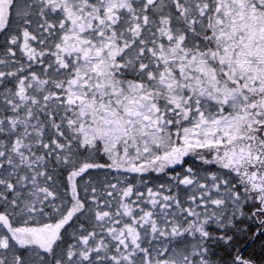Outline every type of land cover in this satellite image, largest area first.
Returning a JSON list of instances; mask_svg holds the SVG:
<instances>
[{
  "label": "snow or ice",
  "instance_id": "obj_1",
  "mask_svg": "<svg viewBox=\"0 0 264 264\" xmlns=\"http://www.w3.org/2000/svg\"><path fill=\"white\" fill-rule=\"evenodd\" d=\"M0 264H264V0H0Z\"/></svg>",
  "mask_w": 264,
  "mask_h": 264
}]
</instances>
